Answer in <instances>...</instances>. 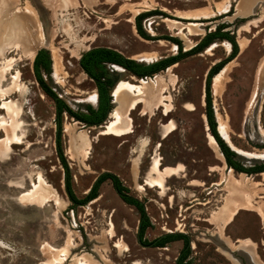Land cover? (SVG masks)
<instances>
[{
	"label": "rangeland",
	"instance_id": "rangeland-1",
	"mask_svg": "<svg viewBox=\"0 0 264 264\" xmlns=\"http://www.w3.org/2000/svg\"><path fill=\"white\" fill-rule=\"evenodd\" d=\"M210 3L212 0H0V28L12 29V19L18 16L23 21L30 20L27 33L22 32L29 40L19 39L0 55V69L5 71L4 89H10L15 76L19 77L20 89L0 97V106L4 100L12 102L19 122L18 139L11 148L5 144L7 132L0 130V264H175L183 242L142 246L137 237L139 211L122 201L110 180L101 184L97 197L73 205L57 155L55 103L41 90L32 64L36 51L47 49L52 59L51 74L44 75L47 84L72 109L85 111L87 105L95 107L97 96L94 102L88 98L97 90L79 65L83 52L104 46L145 64L151 62L137 55H155L152 61L176 55V44L162 37L178 38L181 52L186 51L213 29L220 21L216 19L234 11L226 13V3L220 9L227 11L214 17L183 20L171 13ZM154 9L157 14L146 15L140 23L147 34L161 38L145 39L137 32L135 17ZM161 11L168 15L159 14ZM208 11L212 13L211 7ZM166 18L184 24L198 22L196 26L202 31L194 28L201 33L187 35L185 27L184 36L178 33L180 25L171 26ZM262 25L246 26L247 30L230 26L238 45L237 54L220 69L219 73L226 68L221 73L219 89L214 87V78L211 82L218 131L220 121L225 122L228 143L253 153L264 151V31H259ZM240 35L249 38L243 49ZM213 43L214 49L208 50ZM231 48L228 41L216 39L199 53L141 78L151 83L159 77L165 88L160 92L161 104H149L145 114L140 113L143 104L130 111L129 133H103L110 113L99 125H86L66 112L62 115L63 154L76 196L82 198L101 173H114L128 193L144 205L151 222L144 239L152 241L169 232H182L189 237L190 254L185 264H247L244 249L252 251L258 264H264V215L236 208L231 210L227 224L220 226L214 219L221 206L235 199L237 182L259 206L249 201L254 209L264 212V171L237 173L228 167L218 144L211 143L206 120L207 71L227 57ZM55 65L59 68L57 77ZM107 68L118 81L138 82L125 69L118 71L111 64ZM253 90L258 96L254 104L248 105ZM0 116L10 123L11 118L1 107ZM170 123L174 129L165 130ZM157 162L161 163V173L156 175L153 167ZM241 163L253 165L248 161ZM259 163L263 162L254 164ZM155 178H160L162 187L150 184ZM43 186L48 191L42 192Z\"/></svg>",
	"mask_w": 264,
	"mask_h": 264
},
{
	"label": "trees",
	"instance_id": "trees-1",
	"mask_svg": "<svg viewBox=\"0 0 264 264\" xmlns=\"http://www.w3.org/2000/svg\"><path fill=\"white\" fill-rule=\"evenodd\" d=\"M157 11H146L139 13L135 17V24L137 32L140 36L145 39H160L161 37H153L148 35L142 28L140 20L146 15L153 14ZM160 12V11H159ZM225 24H220L216 27L214 31L206 33L203 38L191 49L185 52H179L177 55H172L168 57L161 58L157 61L145 64L136 61L135 59L124 56L121 52L104 46L93 47L85 52H83L79 57V65L81 69L94 81L95 88L97 90V103L95 107L87 105L85 111H79L72 109L67 105L63 99H61L57 93L47 84L44 75L50 76L52 71V59L50 53L45 48H40L36 51L33 58V72L36 81L40 85L41 90L51 97L55 103L56 107V147L57 155L60 159L64 170H65V188L68 195V198L75 204H85L88 201L94 199L98 196L99 187L101 184L110 180L113 188L117 190L119 197L127 204L134 206L140 214V222L138 227V235L142 242L146 244H151V241L144 239V232L147 227L151 225L150 219L146 214L144 205L136 197L128 193V188L122 183L120 178L112 172H103L101 173L94 183L91 185L89 191L82 197L78 198L74 193L71 186V174L67 161L63 154L62 147V115L66 112L70 117L79 120L86 125H99L102 124L108 114L112 110L111 96L110 91L113 88L114 84L118 81L116 77L109 72L107 64H115L126 71L135 75L137 77L143 78L145 76L153 75L154 73L159 72L160 70L165 69L170 65H174L176 62L182 58L189 56L191 54L200 52L204 47L212 43L215 39H225L228 40L232 46L231 52L227 57L220 60L219 62L212 65L207 71L205 78V114L208 124V129L211 135L214 137L217 142L222 155L226 161L228 167L233 168L237 172H245L247 174L259 173L264 171V162L259 164H253L252 166H245L241 161L236 159V154L227 143L221 138L218 133V124L215 119L214 111L212 108V96H211V82L212 78L220 72V69L231 59H233L238 51V45L233 34H230L228 31H221ZM165 39H168L172 42L180 45V41L176 37L165 35ZM157 241L154 243V246H165L167 243L174 240H181L183 242V247L180 251V254L177 257V264H185V259L190 254V245L189 237L182 232L166 233L162 237L155 238ZM153 239V240H155ZM152 240V241H153Z\"/></svg>",
	"mask_w": 264,
	"mask_h": 264
},
{
	"label": "bare ground",
	"instance_id": "bare-ground-1",
	"mask_svg": "<svg viewBox=\"0 0 264 264\" xmlns=\"http://www.w3.org/2000/svg\"><path fill=\"white\" fill-rule=\"evenodd\" d=\"M196 11L197 10H195V13H196ZM203 11H204V9H203ZM193 14L194 13H191V12H189V13L182 12L180 14V16H185L187 18L188 17H192V16H194V17L197 16V15H195V14L193 15ZM208 14L209 13H206L205 16L208 15ZM164 20L169 22V23H171L170 24L171 26H174L175 24H179L180 26L178 27V33H180V34H182L184 36H186V34L187 35H198V34L201 33L200 31H202L200 29V26L199 27L196 26V24L198 22L195 24L194 22L189 21V22H187V24H184V23H181V22H179L177 20H172V19H168V18H166ZM12 23L14 25V26H12L13 27L12 29H10L11 27H7V26L4 27V28H0V55L1 56H2V51H3V49L5 47H10L11 45L18 43V40L22 39V38H23V40H25L24 42L29 40L27 34L22 35V32L24 31V33H27V29H26L27 27L26 26H28V24H30V20L23 21V20H21L20 16H18V17H15L14 19H12ZM185 27L188 28V32L186 34L183 33V29ZM194 28L200 29V31H195ZM42 37H43V35H42ZM243 40L244 39H242V41ZM215 46H216V44L213 43V45H211L208 48V50L214 49ZM227 47L229 49V44H228ZM32 55H33V53H32ZM137 56L140 59H143V60H146V61H151V59L155 55H152V54L151 55L139 54ZM114 66H115V68L118 71H123L122 67H120L118 65H114ZM225 69L226 68L223 69V72L225 71ZM58 70H59L58 66L55 65L54 66V75H56V77H57V74H58ZM223 72H221V73H223ZM221 73L216 74L215 77H214V87L216 88V90L219 89V86H221L220 84H222L221 83V80H222V74ZM18 78H17V76L14 77L13 85L10 87L9 90L8 89H4L2 83L5 80V71L3 69H0V97H3L5 95H9V93H11L12 91H19L20 90L19 89ZM137 83H139V84H137ZM164 88H165V86L163 84V80L161 78H159V77L156 78V80L152 81L151 83L148 82L145 79H138V82H132V81H129V80H120V81H118L116 83V86L114 87V91H113L114 98H115V106H114V108L111 110V112L109 114L110 120L108 122H106V124L103 126L104 127L103 133L106 134V135H121V134H125V133L131 132L132 131V129H131V118L129 116L130 111L136 109L138 105L143 104V107H141L142 108L141 112L140 111L139 112L142 113V114H145L146 113V109L148 108L149 104H152V103L155 104V105H158V103L161 104L160 102L162 101V97H161L160 92H162L164 90ZM96 96H97V93L93 92L90 95V97L88 98V101L94 102ZM0 107L2 109H5L6 110V114L8 115V117L11 118V121L8 124V122H6L7 118L5 119L4 116H0V130L3 129V130H5L7 132V134H8L7 136L8 137L7 138L5 137L6 138L5 139V144H6L7 147L11 148V144L15 143L16 139H18V136L16 134V131L18 130V127H19L18 112H17V110H15L13 108V104H12L11 101H5L4 100ZM169 111H170L169 108L166 107L165 113H168ZM168 128H170L171 130L174 129V127L171 126V123L169 125H166L164 129L167 130ZM219 131L218 132L220 133V135L228 142L229 141L228 127H227L225 122L220 121ZM167 133L169 134V133H171V131H168ZM9 135H11V137H9ZM210 137L212 139L211 140L212 145L217 146V142L215 141L214 137L211 134H210ZM85 144H87V142ZM231 147L234 150H236L238 152V154L243 155L244 157L264 158V151L259 152V153H253V152H246V151H244V150H242V149H240L238 147H235L233 145H231ZM9 148H7V149H9ZM160 164H161L160 162H157L155 164V166L153 167V171H154V173L156 175L158 173L159 174L161 173L160 172L161 169L158 167V165H160ZM150 181H151L150 184H153L155 186L158 185V186L162 187V183L160 182V178H155V179L150 180ZM234 184H236L237 187H239V185H240L239 182L234 183ZM230 186H232V184ZM41 190H42V192H46V191H48V188L43 186V187H41ZM52 192H53V190H52ZM28 195L31 196V197L33 196L32 194H28ZM237 195H239V193H237L236 196ZM234 196H235V194H234ZM242 197H244V196H242ZM237 201H239V200H237ZM246 204H247V201L246 202L244 201V202H241L239 204L236 203V205H234V207H233L231 205V203L227 201L223 206H221L222 208L220 209V212H218L217 217L213 216V218L215 217L214 218L215 219V223L220 225V226H223L225 223L227 224V221H229V218H230L231 210L232 209H236L239 206H244ZM229 206L230 207L232 206L231 209H229ZM60 251L62 253L65 252L64 249H62ZM51 263H52L51 261H47L46 262V264H51ZM80 264H87V263H85V261H84V262H81Z\"/></svg>",
	"mask_w": 264,
	"mask_h": 264
},
{
	"label": "crops",
	"instance_id": "crops-1",
	"mask_svg": "<svg viewBox=\"0 0 264 264\" xmlns=\"http://www.w3.org/2000/svg\"><path fill=\"white\" fill-rule=\"evenodd\" d=\"M234 1V0H233ZM228 3V7H227V10L228 12L226 13H229L231 12V10L233 9L234 12H231L230 14H225L223 15L221 18L219 19H216V20H220V21H217L216 23H225L226 25L230 26L231 25H239V30L241 29H244V30H247L246 29V26L250 27V26H259L260 23H262L263 25L261 26V28L259 29V31H264V0H235V3L232 4L231 0H212V4L210 3L209 5L210 6H206V7H201V8H196V9H191V10H176L175 11V14L177 16H180L177 12H191V13H194L195 15L197 16H192V17H188V18H198V17H214L216 15H220L222 14V12H225L227 11L226 9H220V7L222 8L223 6H225V4ZM230 4V5H229ZM208 7H211V10H212V13H210L208 11ZM204 9V11H203ZM195 10L196 13H195ZM225 10V11H223ZM194 11V12H193ZM203 11V12H202ZM202 13V14H201ZM206 13H209L208 15L205 16ZM193 14V15H194ZM200 14V15H199ZM211 14V15H210ZM180 17H183V18H187L185 16H180ZM197 22V21H196ZM213 28V27H212ZM232 32V31H230ZM242 39H244L242 41ZM249 38H247L246 36H242L240 35V38H239V43H240V46L241 48L243 49L247 42H248ZM242 42V43H241ZM229 43V42H228ZM231 45V44H230ZM228 44L226 43V48L228 49ZM229 50V49H228ZM262 59H264V55L262 57ZM157 61V59L155 60ZM150 62H154V61H150ZM261 62H259V65H258V71L260 70V68L262 67L261 66ZM169 67V66H168ZM257 90H253V93L251 95V98H250V101L248 103V105H252L254 104L253 102L255 101L256 99V96H258L257 94ZM98 98V96H97ZM237 172V171H236ZM237 173H242V172H237ZM253 174V173H252ZM256 174V173H255ZM234 176V175H232ZM235 177V176H234ZM236 178V177H235ZM237 180H239L240 182H242L241 179H238L236 178ZM243 183V182H242ZM257 183H260V182H257ZM237 193H239V195L236 196L235 194V199L233 201H230L231 205L234 206L236 205V203H241V202H246L250 205L247 206L244 205V206H239L237 208L238 211L240 210H254L256 211L259 215H264V212L261 214L259 211H257L256 209H254L253 205L249 202L251 201L254 205H255V202L252 200V197L251 195L247 192L246 188L243 186L241 187H237L234 189ZM241 191V192H240ZM242 194V195H241ZM241 195V196H240ZM242 198H240V197ZM244 196V197H242ZM238 197V198H237ZM244 199V200H243ZM239 200V201H237ZM243 200V201H242ZM231 206V207H232ZM256 207H259L258 205H255ZM231 207L229 206V209H231ZM263 211V208L260 207ZM236 210V211H237ZM236 213V212H235ZM234 213V214H235ZM233 216V215H232ZM230 221V220H229ZM228 221V222H229ZM227 222V223H228ZM244 251L247 253V257L249 258H246V262L247 264H258V261H256L257 259L254 257V254L252 253V251H248V249H244Z\"/></svg>",
	"mask_w": 264,
	"mask_h": 264
},
{
	"label": "water",
	"instance_id": "water-1",
	"mask_svg": "<svg viewBox=\"0 0 264 264\" xmlns=\"http://www.w3.org/2000/svg\"><path fill=\"white\" fill-rule=\"evenodd\" d=\"M181 18H183V17H181ZM111 65H115V64H111ZM124 69V68H123ZM135 76V75H134ZM137 77V76H136ZM146 77V76H145ZM138 79L140 78V77H137ZM141 79V78H140ZM118 82V81H117ZM116 82V83H117ZM116 83L114 84V86H113V88L111 89V91H110V96H111V104H112V106L115 104V98H114V94H113V91H114V87L116 86ZM219 133V132H218ZM219 135H220V133H219ZM221 136V135H220ZM221 138L227 143V145L230 147V149L231 150H233L234 152H235V154H236V159L237 160H239V161H248V162H250V163H252V164H254V163H257V162H264V159H258V158H247V157H244L243 155H240V154H238V152L236 151V150H234L232 147H231V145L221 136ZM116 192H117V190H115ZM169 233H174V232H169ZM166 234V233H165ZM165 234H162V235H160V237H162V236H164ZM138 237V242L142 245V246H146V247H154L153 246V244L157 241V239H155V240H153V241H151V244H144L143 242H142V240L140 239V237H139V235L137 236ZM175 264H177L176 263V260H175Z\"/></svg>",
	"mask_w": 264,
	"mask_h": 264
},
{
	"label": "flooded vegetation",
	"instance_id": "flooded-vegetation-1",
	"mask_svg": "<svg viewBox=\"0 0 264 264\" xmlns=\"http://www.w3.org/2000/svg\"><path fill=\"white\" fill-rule=\"evenodd\" d=\"M153 11H155V9L153 10ZM153 14H157V12H153ZM153 14H149V15H153ZM159 14H161V15H163V14H167V13H165L164 11H161V13H159ZM168 15V14H167ZM171 15L173 16V17H177V18H181L180 16H177V15H175V14H173V13H171ZM145 17V16H144ZM143 17V18H144ZM181 19H183V18H181ZM184 20V19H183ZM220 24H225V23H221V22H219V23H216V24H214V26H213V29H211V30H209L208 32H211L212 30L214 31L215 29H216V27L218 26V25H220ZM226 25V24H225ZM221 31H228L230 34H233L232 32H230V29H229V26H225V27H223L222 29H221ZM149 35V34H148ZM206 35V34H205ZM151 36V35H150ZM169 36H171V35H169ZM173 37V36H172ZM216 40V39H215ZM220 40V39H219ZM225 40V39H224ZM226 41H228V40H226ZM229 42V41H228ZM173 43H175V42H173ZM199 43V42H198ZM197 43V44H198ZM230 43V42H229ZM176 44V50H177V52H176V55L177 54H179V51H181V48H182V46H181V42H180V45H178L177 43H175ZM208 46V45H207ZM206 46V47H207ZM192 47H194V46H192ZM191 47V48H192ZM205 47V48H206ZM190 48V49H191ZM189 50V49H188ZM187 51V50H186ZM182 52H185V51H182ZM197 53H199V52H197ZM194 54H196V53H194ZM191 55H193V54H191ZM187 57V56H186ZM144 243V242H143ZM144 244H146V243H144ZM153 246H154V244H153ZM154 247H163V246H154ZM176 263H177V259H176Z\"/></svg>",
	"mask_w": 264,
	"mask_h": 264
}]
</instances>
